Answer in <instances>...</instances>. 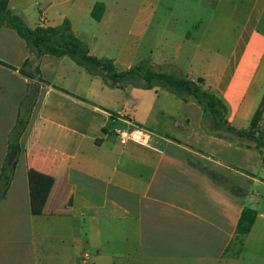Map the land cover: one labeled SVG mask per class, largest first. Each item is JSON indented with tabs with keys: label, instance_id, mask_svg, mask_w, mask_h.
Returning a JSON list of instances; mask_svg holds the SVG:
<instances>
[{
	"label": "crops",
	"instance_id": "obj_1",
	"mask_svg": "<svg viewBox=\"0 0 264 264\" xmlns=\"http://www.w3.org/2000/svg\"><path fill=\"white\" fill-rule=\"evenodd\" d=\"M20 1L7 0V9L27 21ZM209 1L210 15L243 22L239 54L222 72L188 76L222 100L230 125L248 129L264 94V46L257 58H245L261 37L264 0ZM96 3L104 5L102 20L106 5ZM63 21L77 37L65 13H41L31 29ZM29 57L16 32L0 27V170L9 132L25 118L0 200V264H264V193L256 191L264 179L255 176L264 173L262 150L207 134L190 99L156 88H109L67 56L41 55L28 78L19 70ZM131 126L151 133L147 146L119 144L115 130ZM245 207L256 215L249 232L237 236Z\"/></svg>",
	"mask_w": 264,
	"mask_h": 264
},
{
	"label": "rangeland",
	"instance_id": "obj_2",
	"mask_svg": "<svg viewBox=\"0 0 264 264\" xmlns=\"http://www.w3.org/2000/svg\"><path fill=\"white\" fill-rule=\"evenodd\" d=\"M96 2H103L108 12L100 22L85 12ZM49 4L51 7L45 11ZM18 10L26 15L27 21L19 17L29 28L39 21L41 13L47 19L54 12L67 14L78 32L77 38L91 54L112 60L117 71L146 60L154 70L191 80L196 79L189 73L212 70L215 74L235 60L243 25L242 21L227 19L223 12L210 15L209 0L204 4L202 0H21ZM259 31L261 37L249 48L246 62L260 56L264 23H260ZM261 57L258 80L264 81V53ZM262 122L264 108L261 127ZM238 143L255 147L250 141ZM255 176L264 179V173ZM256 191L263 194L264 188L257 187Z\"/></svg>",
	"mask_w": 264,
	"mask_h": 264
},
{
	"label": "trees",
	"instance_id": "obj_3",
	"mask_svg": "<svg viewBox=\"0 0 264 264\" xmlns=\"http://www.w3.org/2000/svg\"><path fill=\"white\" fill-rule=\"evenodd\" d=\"M7 0H0V27L12 29L24 41L30 55L23 63L19 72L34 78L38 72L29 71L41 55L67 56L77 66L84 68L91 74L98 76L109 88L123 89L133 87L138 89H162L168 91L182 101L188 99L195 102L202 110V126L207 134L224 138L231 143L250 141L255 148L264 150V129L260 127V121L264 108V94L249 122L248 129H238L230 125L226 119V107L221 99L213 92L205 88L203 80L198 78L191 80L187 77H177L171 73L154 70L148 61L143 60L126 70L117 71L112 60L97 58L89 54L87 45L75 37L70 31L68 21L56 27L29 28L24 21L7 9ZM104 12L102 3H95L90 11V17L94 21H100ZM32 93L33 90L29 89ZM25 118L18 117L15 125L8 135V155L19 152L17 139L24 127ZM237 139V140H236ZM7 157L0 170V200L4 198L11 180L15 160L10 165L6 163ZM264 162V158H263ZM196 169L207 176L216 185L229 191L236 197L244 196L240 190L227 179L219 176L214 171L200 164H193ZM256 212L245 207L241 213L236 227V235L242 236L249 232Z\"/></svg>",
	"mask_w": 264,
	"mask_h": 264
},
{
	"label": "built area",
	"instance_id": "obj_4",
	"mask_svg": "<svg viewBox=\"0 0 264 264\" xmlns=\"http://www.w3.org/2000/svg\"><path fill=\"white\" fill-rule=\"evenodd\" d=\"M137 129L144 130V132H146V133L148 134L149 139L152 137V135H151V133H150L149 131H147V130H145V129H142V128H140V127H137V126H131L130 128H119V129L115 130V135H116V137H117V139H118L119 144H120L121 146H125V145H127V144H129V143H134V144H136V145H142V146H144L141 142H136V141H134V140L131 138L132 134H133V133L135 132V130H137ZM125 132L128 134V136H126V137L122 135V134L125 133ZM122 139H123V140H126V142H122ZM143 139H144V137L141 136V141H143ZM83 257H84V258H87V254H84Z\"/></svg>",
	"mask_w": 264,
	"mask_h": 264
},
{
	"label": "clouds",
	"instance_id": "obj_5",
	"mask_svg": "<svg viewBox=\"0 0 264 264\" xmlns=\"http://www.w3.org/2000/svg\"><path fill=\"white\" fill-rule=\"evenodd\" d=\"M123 136H128V134L125 132L122 134ZM141 136L144 137L143 141H141ZM131 138L136 141V142H141L144 146H147V141L149 139V136L144 130L137 129L135 132L132 134ZM122 142H126V140L122 139Z\"/></svg>",
	"mask_w": 264,
	"mask_h": 264
},
{
	"label": "water",
	"instance_id": "obj_6",
	"mask_svg": "<svg viewBox=\"0 0 264 264\" xmlns=\"http://www.w3.org/2000/svg\"><path fill=\"white\" fill-rule=\"evenodd\" d=\"M14 158V153H10L7 157V165H9L12 162V159Z\"/></svg>",
	"mask_w": 264,
	"mask_h": 264
}]
</instances>
